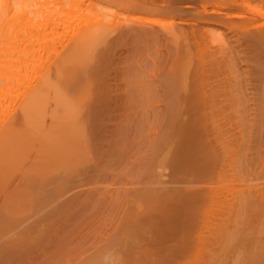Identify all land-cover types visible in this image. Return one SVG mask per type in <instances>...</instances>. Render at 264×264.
Wrapping results in <instances>:
<instances>
[{
    "label": "bare ground",
    "instance_id": "bare-ground-1",
    "mask_svg": "<svg viewBox=\"0 0 264 264\" xmlns=\"http://www.w3.org/2000/svg\"><path fill=\"white\" fill-rule=\"evenodd\" d=\"M240 8L0 0V264H264V21Z\"/></svg>",
    "mask_w": 264,
    "mask_h": 264
},
{
    "label": "rangeland",
    "instance_id": "rangeland-1",
    "mask_svg": "<svg viewBox=\"0 0 264 264\" xmlns=\"http://www.w3.org/2000/svg\"><path fill=\"white\" fill-rule=\"evenodd\" d=\"M237 1H238V4L241 5V8L230 10V12L234 13V14L244 15L245 18L243 20L248 26L252 23L260 24L261 22L264 21V18H262V16L257 12L259 10L264 11V0H237ZM130 15H136L139 17L144 16L143 14H137V13H132ZM156 16L160 17L158 15H156ZM219 17H211V18H208L206 21L204 19L195 20L194 23H195L196 30L199 31L200 33L207 34L206 36H209L210 38H213L218 34L226 35L227 34L226 29H224L219 24L218 19H221V16H219ZM160 18H162V17H160ZM207 21H209V22H207ZM11 111H12V109H10V112ZM47 120H48L47 124L50 123L49 118ZM62 146H66L69 149H71L73 147V145L71 143L66 142V141H64L63 143L60 144V147H62ZM6 162H8V161H6ZM129 180L132 182L137 181L135 176L129 177ZM62 218L63 219H70L71 216H67V217L60 216V217H58V219H62Z\"/></svg>",
    "mask_w": 264,
    "mask_h": 264
}]
</instances>
